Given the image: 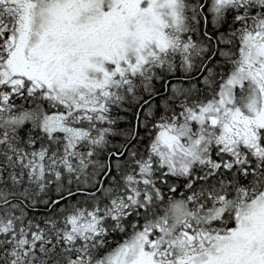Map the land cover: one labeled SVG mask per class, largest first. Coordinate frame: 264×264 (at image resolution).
I'll return each mask as SVG.
<instances>
[{"label":"snow or ice","instance_id":"6c2138e0","mask_svg":"<svg viewBox=\"0 0 264 264\" xmlns=\"http://www.w3.org/2000/svg\"><path fill=\"white\" fill-rule=\"evenodd\" d=\"M0 264H264V0H0Z\"/></svg>","mask_w":264,"mask_h":264}]
</instances>
